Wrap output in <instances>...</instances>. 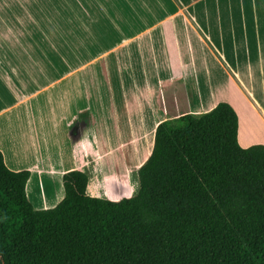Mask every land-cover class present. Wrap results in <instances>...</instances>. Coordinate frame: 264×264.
Listing matches in <instances>:
<instances>
[{
	"label": "crops",
	"instance_id": "obj_1",
	"mask_svg": "<svg viewBox=\"0 0 264 264\" xmlns=\"http://www.w3.org/2000/svg\"><path fill=\"white\" fill-rule=\"evenodd\" d=\"M108 1L114 0H0V150L10 169L31 171L26 188L36 209L64 198L63 175L73 169L88 174L91 196H134L158 124L210 111L221 101L238 113L240 145L264 144V0H214L212 42L197 44V53L193 44L108 47L95 39L90 48L107 47L98 57L101 72L71 71V58H60L59 44H36L42 33L63 31L60 26L71 21L65 18L103 13ZM219 69L236 97H217ZM103 78L113 103L108 110L115 142L108 110L98 111L90 100ZM165 86L174 98L178 87L172 107L161 102L163 95L167 100ZM170 110L181 115L171 119ZM255 120L259 138L249 131Z\"/></svg>",
	"mask_w": 264,
	"mask_h": 264
},
{
	"label": "trees",
	"instance_id": "obj_2",
	"mask_svg": "<svg viewBox=\"0 0 264 264\" xmlns=\"http://www.w3.org/2000/svg\"><path fill=\"white\" fill-rule=\"evenodd\" d=\"M238 129L225 101L164 120L134 196H91L73 169L46 209L0 150V264H264V144L242 147Z\"/></svg>",
	"mask_w": 264,
	"mask_h": 264
},
{
	"label": "rangeland",
	"instance_id": "obj_3",
	"mask_svg": "<svg viewBox=\"0 0 264 264\" xmlns=\"http://www.w3.org/2000/svg\"><path fill=\"white\" fill-rule=\"evenodd\" d=\"M214 3L217 2L214 0L108 1L104 14L65 18V20H71L69 21L70 24L64 25L65 27L60 26V29L65 31L42 33L43 41L36 44H59L60 58H71V71L81 72L91 69V72L94 73L100 71L98 57H101L103 49L107 48L100 46L90 48L88 45L95 39H97L98 44H105L108 47L120 42L121 44H193L194 51L197 53V44H211L212 42L211 22ZM45 5L48 8V3ZM32 9L36 11L37 8ZM32 36H36V34L28 33L29 38ZM28 44H35V41L29 39ZM184 51L186 53L185 48ZM22 56L25 58L24 51H22ZM217 73L220 78L217 97L234 96L235 90L224 86L222 83L224 76L222 69L215 71V74ZM99 87L97 93L92 94L90 99L93 107L98 111L100 109H112L113 103L109 86L104 78ZM174 87L176 88L175 98L170 95L167 86L163 92L167 94L168 101L165 102L164 95L161 96V102L164 101V104L166 103L170 107L179 97L178 87ZM31 104L33 105V103ZM107 112L110 119V132L115 142L117 130L115 123L110 118L109 110ZM179 115L181 112L178 110H170L167 113L171 119ZM260 130L259 121L255 120L251 123L249 131L253 138H259ZM148 153L146 152L140 161ZM120 162H116L118 168L123 167V162L121 160ZM137 179L139 185L138 174Z\"/></svg>",
	"mask_w": 264,
	"mask_h": 264
}]
</instances>
